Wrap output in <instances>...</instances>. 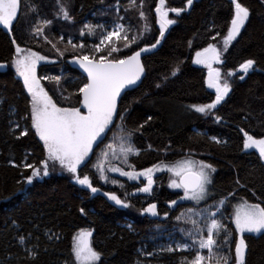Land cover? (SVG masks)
I'll return each mask as SVG.
<instances>
[{
  "label": "trees",
  "instance_id": "trees-1",
  "mask_svg": "<svg viewBox=\"0 0 264 264\" xmlns=\"http://www.w3.org/2000/svg\"><path fill=\"white\" fill-rule=\"evenodd\" d=\"M60 1L66 4L70 20L58 18L60 5L56 6L54 0H22L13 29L9 31L0 26V64L5 65L0 68V264H65L71 259V238L81 228L93 231V245L101 253V264H182L183 258H190L188 252L169 253L159 250L157 245L167 237L185 240L181 229L191 228L184 222L189 216L187 209H206L228 196L226 210H221L222 222L234 229L230 217L241 199L264 206V163L254 149L243 146L245 132L257 139L264 138V3L239 0L250 10V15L239 36L221 56L222 73L231 71L235 75L230 81L231 91L211 113L201 114L191 107L215 99L214 92L205 83L206 71L192 62L196 51L209 43L218 46L222 42L234 16L231 0H193L189 9L187 0H165L168 9L184 11L174 17L176 23L158 49L144 56L145 71L138 86L120 102L118 110L125 117L126 131L139 129L131 139L140 153L148 142L153 149L168 150L162 160L165 163L190 157L213 165L216 171L209 186L211 195L207 201L197 204L180 200L183 194L168 186L166 173L155 178L152 194L137 192L141 184L124 179L117 178V184L103 183L92 164L84 172L100 189L95 194L76 184L70 175L57 172L42 180H33L32 184L26 183L32 168L24 165L42 167L46 152L31 127L30 97L11 64L15 53L12 40L38 53L51 51L47 44L44 48L39 43L32 30L40 21L48 19L52 21L49 29L53 39L66 42L70 36L74 44L78 42L87 47L96 42L99 31L96 28L95 35H88L84 26L101 22L109 25L117 20L115 6L120 8L119 15L127 16L132 25L141 24L139 18L136 23L132 21L134 14L124 11L129 0ZM145 5L151 31L140 46L150 45L159 38L154 13L158 0H145ZM125 21L122 22L126 24ZM79 30L85 34L73 37ZM217 33L220 35L213 40ZM74 56L69 54L54 64L38 68L37 76L46 91L51 93L49 78L59 76L64 92L68 95L76 92L85 78L72 69ZM249 59L255 64L243 75L239 67ZM177 68L179 71L173 75ZM242 75L244 79H240ZM51 96L61 105L57 97ZM72 96L75 104L77 97ZM25 130L28 134L21 135ZM179 152L186 153L179 156ZM158 158L157 154L150 153L133 163L140 171L157 164ZM237 180L245 187L238 185ZM106 191L126 199L130 206L118 208L103 195ZM232 192L236 196L229 195ZM172 200L177 203L170 206ZM149 203L157 204V216L143 211ZM182 212L186 216L178 221L176 217ZM29 234L31 237L21 244L18 237ZM50 235L59 239L49 238ZM244 236L245 264H264V232ZM33 245L37 246L35 259L25 251ZM231 253L234 256V244Z\"/></svg>",
  "mask_w": 264,
  "mask_h": 264
},
{
  "label": "snow or ice",
  "instance_id": "snow-or-ice-1",
  "mask_svg": "<svg viewBox=\"0 0 264 264\" xmlns=\"http://www.w3.org/2000/svg\"><path fill=\"white\" fill-rule=\"evenodd\" d=\"M234 5V16L230 21V27L227 29L223 38L224 50L233 40L239 36L241 29L249 19L250 10L243 6L239 0H231ZM22 0H0V26L11 31L14 22H18L21 10ZM60 3V0H57ZM193 0H187L190 7ZM264 3V0H261ZM144 0H129L128 6L124 8L125 12L136 9L139 19L144 21L143 28H138L131 23L125 24L124 16L119 15L120 8L117 7V21L110 29L104 30L99 36V43L94 44L90 52H85V44H74L71 39L68 44L72 49L79 50V54L74 56L73 62L83 70L86 77L82 84L78 86L75 93L77 97L75 104L67 106L58 105L52 96L48 94L41 85V78L37 76V67L41 61H46L47 57L40 55L29 48L21 47L15 40L14 58L11 61L16 74L22 78L24 88L30 97V120L31 127L35 135L43 142V148L46 152V158L42 162V167H36L31 164H25L24 167L32 168L31 175L27 176L26 183L32 184L34 179L43 178L50 175L57 166L62 171L71 174L76 184L89 189L93 194L98 193L100 189L93 185L92 177L84 172V169L92 164L91 157L96 156V163L93 165L99 175V179L108 182L109 172L118 173L120 176L127 177L129 180H139L144 178L146 183L136 188L137 192L152 194L154 175L156 172L170 173L169 187L181 190L183 195L179 197L183 201H192L199 204L201 201H207L211 195L212 174L216 171L212 164L203 160H196L185 157L173 162L154 164L151 167L137 171L135 165L129 163V157L139 156L140 150L135 147L132 141L134 131L126 132L124 124L125 117L118 110V102L125 89L130 88L140 81L145 68L141 62L142 53L150 52L155 49L164 38L168 26L176 23L174 19L169 18V12L177 16L181 14L182 8H165V0H159L155 7L156 17L159 23V39L147 46H140L139 41L144 38V34L150 32L148 16L143 11ZM35 11V9H32ZM64 20H70L69 11L60 4L59 16ZM52 21L44 19L33 28L34 35H44V29L51 25ZM88 35H95L96 28H103L102 25L93 26L86 24ZM85 33L82 31L81 35ZM217 33L212 37L213 40ZM135 46V47H134ZM53 47H56L53 44ZM129 50V51H125ZM61 56L63 52L59 53ZM221 50L216 44L209 43L207 47L196 51L193 63L203 65L208 69L207 79L205 81L207 88L215 91V99L211 103L192 105L191 107L198 113L209 114L216 109L217 105L231 91V83L227 77L235 75V72L229 71L227 76L222 77L221 71L214 68L213 65L220 64ZM255 61L249 59L242 63L239 71L247 74L253 69ZM5 65L0 64V68ZM179 71V68L173 71V75ZM59 83V77H51ZM244 79V76H240ZM159 87V85H157ZM65 99H69L66 97ZM220 118L217 117V120ZM119 120L120 124L115 121ZM18 126V125H17ZM143 124L139 125L142 129ZM109 133H112V143H108L101 149L100 153H95L94 149L104 145L109 139ZM27 131H22L21 135H27ZM219 143L220 141H216ZM245 149H256L259 157L264 160V138H254L245 132ZM119 160L123 166L113 163ZM125 166L130 170H125ZM117 184L116 180L111 181ZM236 183L240 185V181ZM124 187L123 185H119ZM245 187L244 185H240ZM109 200L114 201L122 207H129V203L120 199L113 192H104ZM236 196L235 192L230 193ZM228 196L217 200L215 204L209 205L206 209L196 211L187 209L188 218L185 223L191 225L189 229H181L185 236L184 241L174 242L163 251L188 252L190 258L182 259V264H245V251L247 248L245 242V233L264 232V206L261 203H250L247 199H241L233 209L230 217L234 229H230L222 222V209L226 210L225 205ZM176 200L170 202V206L175 205ZM215 209L214 211L212 209ZM81 213L84 209L80 210ZM144 212L157 216V204L149 203ZM220 213V217H218ZM186 216L182 212L176 219L179 221ZM199 217V219L195 218ZM238 235V241L234 239ZM28 237L19 236V242L24 244ZM49 238L59 239V236L50 235ZM187 241H191L188 243ZM234 244L235 254L231 253ZM36 245L31 249L25 248V251L35 259L38 253L35 251ZM206 250V251H205ZM151 255V253H147ZM70 261L65 264H101V253L93 245V231L91 229L81 228L71 238Z\"/></svg>",
  "mask_w": 264,
  "mask_h": 264
},
{
  "label": "rangeland",
  "instance_id": "rangeland-1",
  "mask_svg": "<svg viewBox=\"0 0 264 264\" xmlns=\"http://www.w3.org/2000/svg\"><path fill=\"white\" fill-rule=\"evenodd\" d=\"M54 2H55V5L56 6H58V3H57V0H54ZM62 2L60 1V3H59V5L61 4ZM158 3H159V0H158ZM62 5L64 6V7H66V4L65 3H62ZM158 6V5H157ZM60 7V6H59ZM107 7V6H106ZM165 8H166V10L168 9L167 8V6H166V1H165ZM190 7L189 6H187V9H189ZM116 9H117V6H115V8L113 9L114 10V14H115V17H117V11H116ZM107 10H108V8H107ZM145 10H146V5H145V0H144V8H143V11L145 12ZM234 11H235V8H234ZM132 13V15L134 14V16L132 17L134 20H132L134 23H136V21H137V19L139 18V16H138V12H137V10L136 9H132V10H130V11H128V12H126V14L127 13ZM146 13V12H145ZM154 13H155V11H154ZM120 16H124V14L123 15H121L120 14ZM177 15L175 14V13H172V12H169V18H171V19H174V17H176ZM125 18L127 17V16H124ZM155 17H156V13H155ZM60 18L61 19H63V17H62V15H60ZM126 20V19H125ZM115 21H117L116 19L114 20V21H112L109 25H105V23L104 22H101L100 24H97V25H102V26H104L103 28H98L97 27V29H98V33H99V35L97 36V40H96V42L94 43V44H97V43H99V36L101 35V33L104 31V30H106V29H110L111 27H112V25H113V23L115 22ZM140 22H141V24H139V25H135L136 27H138V28H143V24H144V21H142V20H139ZM126 22V24H128V23H130L131 22V20H126L125 21ZM96 25V26H97ZM134 25V24H133ZM175 25V23L174 24H172V25H170V26H168V28H167V30L165 31V34H164V37L166 36V34L168 33V31L173 27ZM29 27V26H28ZM34 28V27H33ZM33 28H32V30H33ZM156 28H157V30H158V32H159V23H158V20H157V17H156ZM45 29H47V30H44V35H36L37 37H38V39L40 40V42L39 43H41V45L45 48V46L44 45H48L49 47V50H51V51H47V52H42V50H41V53H39L40 55H43V56H45V57H47V60L46 61H41L40 62V64L38 65V67H37V70H38V68L40 67V66H46V65H51V64H54V63H56L58 60H60L61 58H63L64 56H66V55H69V54H73V55H77V54H79V50L77 49V50H73L72 49V47L68 44V40L69 39H71L72 40V42H73V39L72 38H70V36H68L67 38H66V42H61V40L60 39H53V37H52V35H51V32H50V29H49V27H47V28H45ZM242 30V29H241ZM82 31L81 30H79V32H74L73 34H72V36L74 37V36H76V35H80V33H81ZM150 34V32H147V33H145L144 34V36H145V38L146 37H148V35ZM158 37H159V35H158ZM238 37V36H237ZM236 37V38H237ZM145 38H143L141 41H139V43L141 44L144 40H145ZM159 39V38H158ZM163 40V39H162ZM234 41V40H233ZM233 41L231 42V43H233ZM78 42H76V44H77ZM53 44H55L56 45V47H53ZM93 44V45H94ZM78 45V44H77ZM93 45H89V46H87V47H85V49H84V51L85 52H90L91 50H92V48H93ZM231 45V44H230ZM229 45V46H230ZM228 46V47H229ZM135 47V46H134ZM220 50H221V56L225 53V50H224V45H223V40H222V42L220 43V45H218L217 46ZM227 47V48H228ZM47 48V49H48ZM125 51H129V50H125ZM60 52H63V55L61 56L59 53ZM48 53V54H47ZM195 59V55H194V58H193V60ZM193 63V62H192ZM222 63H220V64H215V65H213V67L214 68H217V69H219L220 71H221V74H222V77H225V76H227V74H223L222 73V70L220 69V65H221ZM193 66H195V67H198V68H203L205 71H206V74L208 73V69L207 68H205V67H203V65H197V64H195V63H193ZM13 70L15 71V68L13 67ZM251 71V69L249 70V72ZM15 73H16V71H15ZM242 73V72H241ZM243 75H246V74H244V73H242ZM17 75V74H16ZM17 77H19L18 75H17ZM59 77V76H58ZM20 78V77H19ZM60 78V77H59ZM228 78V80H229V82L231 81V78H232V76L231 77H227ZM20 79H22V78H20ZM61 78L59 79V83H57L55 80H51L50 79V89H51V93H50V91H47L48 92V94L51 96V95H53V96H55V97H57L59 100H60V102H61V105H68V104H74V102H73V96L72 95H68L66 92H64L63 91V89H62V87H61ZM48 81V80H47ZM210 90H212L213 92H214V94H215V91L213 90V89H210ZM66 97H68L69 99H65ZM220 105V104H219ZM219 105H217V107L219 106ZM216 107V108H217ZM215 110V109H214ZM125 111V110H124ZM213 111V110H212ZM115 123L116 124H120V121L119 120H116L115 121ZM127 134V131L125 132V135ZM111 137H112V133H109V139H107L106 141H105V143H104V145H100V147H97V148H95L94 149V151H95V153H97V154H99L100 153V151H101V149L102 148H104L105 147V145L106 144H108V143H112L113 141H112V139H111ZM42 142V141H41ZM42 144H43V142H42ZM254 149V148H253ZM257 153H258V151L256 150V149H254ZM150 153H155V154H157L158 156H159V162L158 163H160L162 160H163V158H165L166 157V155H168V150L167 149H153V146H152V144H150V143H146V146H145V149H144V152H142V153H140V155L139 156H135V155H132V156H130L129 157V163H131V164H133V165H135V163H133V161L134 160H136L138 157H143V155H145V154H150ZM185 153L186 152H183V154H180V152L178 153V155L179 156H182V155H185ZM200 154V153H199ZM259 154V153H258ZM186 155H188V154H186ZM197 156V155H196ZM92 158V160H93V163H92V167L95 169V167L93 166L95 163H96V156H92L91 157ZM193 159V158H192ZM262 160V159H261ZM263 161V163H264V160H262ZM164 162V161H163ZM113 163L114 164H116V165H118V166H123V165H121L120 164V161L119 160H114L113 161ZM96 170V169H95ZM125 170H130V169H128L126 166H125ZM138 171V170H137ZM141 171V170H140ZM51 172H57V173H59V174H65V175H70L71 176V174H69V173H67L66 171H62L60 168H59V166H57L56 167V169L54 170V171H51ZM50 172V173H51ZM164 174V173H166L167 174V176H169L168 177V180H169V182H170V173H167V172H156L155 173V175H154V180H155V178L156 177H158L160 174ZM98 174V173H97ZM107 175L110 177V179H109V181L108 182H105V181H102L103 183H106V184H113L111 181L113 180V179H124V180H126V181H128L129 183H137V184H141L140 186H142V184L143 183H146V181H144V178L143 177H141L139 180H129L127 177H123V176H120L118 173H113V172H109V173H107ZM46 177H48V176H46ZM43 178H45V177H43ZM43 178H37V179H34V180H42ZM153 186H154V184H153ZM172 189V188H171ZM173 191H178V192H181L182 193V191L181 190H178V189H172ZM183 194V193H182ZM115 203V202H114ZM237 204V203H236ZM235 204V205H236ZM115 205L118 207V208H125V207H122L121 205H117L116 203H115ZM235 207V206H234ZM245 234H258V233H245ZM179 241H183L182 239L180 240V239H176V238H170V237H167L166 238V240L164 241V242H162V244L161 245H157V248H159V250H162V249H164V248H166V247H168V246H171V245H173L174 244V242H179ZM237 241H238V239H237ZM188 242V241H187ZM188 243H191V242H188ZM163 251V250H162ZM206 251V250H205Z\"/></svg>",
  "mask_w": 264,
  "mask_h": 264
},
{
  "label": "water",
  "instance_id": "water-1",
  "mask_svg": "<svg viewBox=\"0 0 264 264\" xmlns=\"http://www.w3.org/2000/svg\"><path fill=\"white\" fill-rule=\"evenodd\" d=\"M160 43H161V42H160ZM159 45H160V44H159ZM159 45H158L155 49H153L152 51H150V52L142 53L141 62L143 63V58H144V56H145L146 54H149V53H151V52L156 51V50L158 49ZM73 60H74V59H73ZM73 60H72V62H71V67H72V69H74L75 71H77L80 75H82V76L85 78V77H86V74H85V73L83 72V70L79 67V65H77V64H75V63L73 62ZM139 82H140V81H138L136 85L131 86V87L128 88V89H125V91L121 94V98H120V100H119V102H118V108H119L120 102H121L122 98L124 97V95H125L126 93H128V92L134 90V89L138 86ZM78 185H79V184H78Z\"/></svg>",
  "mask_w": 264,
  "mask_h": 264
}]
</instances>
